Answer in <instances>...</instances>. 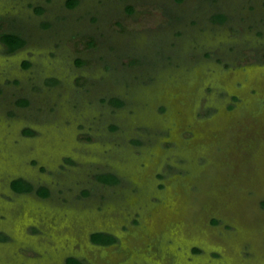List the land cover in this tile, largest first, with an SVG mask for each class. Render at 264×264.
Listing matches in <instances>:
<instances>
[{
  "label": "rangeland",
  "instance_id": "374dc122",
  "mask_svg": "<svg viewBox=\"0 0 264 264\" xmlns=\"http://www.w3.org/2000/svg\"><path fill=\"white\" fill-rule=\"evenodd\" d=\"M71 1L0 0V264H264V0Z\"/></svg>",
  "mask_w": 264,
  "mask_h": 264
},
{
  "label": "trees",
  "instance_id": "16d2710c",
  "mask_svg": "<svg viewBox=\"0 0 264 264\" xmlns=\"http://www.w3.org/2000/svg\"><path fill=\"white\" fill-rule=\"evenodd\" d=\"M76 3H77V0H72L71 2H69L70 5H74ZM218 14H221V15L218 16V18L216 17L215 18L222 21L225 18L224 14L217 13L216 15ZM0 41L5 45V49L7 52H13L14 50L23 46L26 43V38L17 32L1 30L0 28ZM24 102H26V100H24ZM111 103L119 106L123 103V100H120L117 97H113L111 99ZM118 180L119 178L115 177L114 175L112 176L110 174H108L107 176L101 177V181L105 183H110V184L116 183ZM11 185L16 191H30L33 188L31 183H29L28 181L22 178L13 180ZM40 189L41 188H37L36 191L39 192ZM44 194L47 195L48 191L45 190ZM92 235H93L92 239L97 243H107L113 240L111 236L105 237L104 234L100 232L93 233ZM67 264H85V263L80 259L71 257L67 259Z\"/></svg>",
  "mask_w": 264,
  "mask_h": 264
},
{
  "label": "flooded vegetation",
  "instance_id": "af4514ba",
  "mask_svg": "<svg viewBox=\"0 0 264 264\" xmlns=\"http://www.w3.org/2000/svg\"><path fill=\"white\" fill-rule=\"evenodd\" d=\"M22 192V191H21Z\"/></svg>",
  "mask_w": 264,
  "mask_h": 264
}]
</instances>
